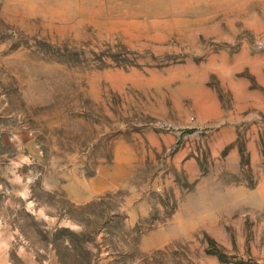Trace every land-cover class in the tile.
I'll list each match as a JSON object with an SVG mask.
<instances>
[{
	"label": "rangeland",
	"instance_id": "obj_1",
	"mask_svg": "<svg viewBox=\"0 0 264 264\" xmlns=\"http://www.w3.org/2000/svg\"><path fill=\"white\" fill-rule=\"evenodd\" d=\"M0 264H264V0H0Z\"/></svg>",
	"mask_w": 264,
	"mask_h": 264
}]
</instances>
